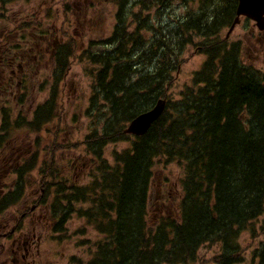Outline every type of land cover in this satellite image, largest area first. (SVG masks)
Masks as SVG:
<instances>
[{
    "label": "trees",
    "instance_id": "obj_1",
    "mask_svg": "<svg viewBox=\"0 0 264 264\" xmlns=\"http://www.w3.org/2000/svg\"><path fill=\"white\" fill-rule=\"evenodd\" d=\"M17 1L0 0V19L5 6ZM112 1L111 34L100 49H82L79 57L95 68L90 103L104 109L96 117L102 128L66 148L59 142L60 129L52 133L49 126L62 122L63 84L80 45L62 33L64 43L46 59L45 49L34 46L41 43L27 51L12 41L15 31L0 32L3 69L28 63L33 53L37 61L31 62L49 63L52 71L49 95L30 118L21 109L15 117L2 112L0 216L22 205L37 186L33 203L44 207L54 234L64 233L75 215L100 238L87 264H196L207 243L220 251L213 264H239L242 234L264 235V72L244 63L240 44H229L221 35L234 21L237 0H183L186 7L195 2L197 9L185 7L165 26L149 12L171 0ZM35 25L21 23L17 29L36 30ZM35 35L52 40L42 31ZM186 47L204 61L172 100L168 92ZM10 75L0 76L2 89ZM159 99L166 100V107L150 129L139 137L125 135L126 125ZM41 133L51 134L42 149ZM128 141L129 147L113 151L108 164L105 147ZM77 146L90 159L83 163L88 180L82 184L81 176L77 182L67 176L58 159L59 151ZM170 164L184 173L175 213L160 214L155 208L151 214L156 168ZM255 260L264 264V244Z\"/></svg>",
    "mask_w": 264,
    "mask_h": 264
},
{
    "label": "rangeland",
    "instance_id": "obj_2",
    "mask_svg": "<svg viewBox=\"0 0 264 264\" xmlns=\"http://www.w3.org/2000/svg\"><path fill=\"white\" fill-rule=\"evenodd\" d=\"M18 0L17 2L6 5L4 8L5 17L0 19V32L15 31L11 39L15 43H20L23 49L27 50L34 45L37 46L39 52L44 49L49 53L55 46L64 43L63 35L60 29H65L69 36L76 38L80 45V49L76 52V58L71 64V69L67 79L64 81L62 90L63 101V117L61 124L55 123L49 126L53 133L57 128L60 129L59 142L63 147H68L71 144H79L84 138L93 130L101 131V123L97 117L98 112H103L104 109L98 105L91 106L90 98L92 96L93 86V72L95 70L88 60L79 59L82 54V49L89 47L100 49L98 46L102 40L108 38L114 26L115 6L112 0ZM68 5L69 10L65 11L64 6ZM158 9H152L149 13L154 16V22L159 18L165 26L166 23H171L179 14L183 13L186 7L183 0H171L170 5L163 7L160 5ZM187 10L195 11L197 4L188 3ZM160 10V16L156 17L155 13ZM1 12V11H0ZM22 22L36 23V30L32 27L27 28L24 32L19 31L17 26ZM39 25V26H38ZM35 31V32H34ZM45 33L52 36V40L47 43L45 40L39 39L35 34ZM228 29L222 31V37H225ZM66 32V33H67ZM66 33L64 35H66ZM149 37V36H148ZM227 42L229 44H240L241 60L247 65L254 66L261 72H264V40L263 36L257 31L255 24L246 19H241L240 23L235 26L234 30L228 35ZM19 46V45H18ZM28 51V50H27ZM93 51V50H92ZM30 52V51H29ZM32 52H35L33 49ZM30 54V53H29ZM28 54V55H29ZM33 56V53H31ZM29 57L30 64L23 63L17 68L16 63L12 68L3 69L0 66V74H11L15 71L16 75L10 78H5L6 83L3 88L0 87V124L2 121V112L6 109L12 117L18 114L21 109L27 114L26 118H30L32 111L36 106L42 104L49 95L51 65H36L33 57ZM182 65L177 73H174V82L168 92V96L172 100L179 97V93L190 85L191 78L196 72L204 57L196 54L192 47H186L180 56ZM2 58L0 59V61ZM3 62H0V65ZM3 69V70H1ZM7 73V74H6ZM9 83V85H7ZM1 86V85H0ZM23 104V105H22ZM44 136L43 146L46 147L51 138L48 134L41 133ZM131 141L117 144H110L104 149V159L108 164H112L113 151H121L129 147ZM64 148V149H65ZM4 153V152H3ZM83 146H77L75 149H65L61 153L58 152V159L60 158L63 165L66 167L67 176L74 181H78L81 176V184L86 182L87 172L85 165L90 159L84 158ZM60 162V161H59ZM83 163H86L83 165ZM155 178L152 189L150 191V213L152 214L155 208H159L160 214L163 212L175 213L174 206L177 198L180 196V179L183 177V169L175 164L167 166L159 165L156 168ZM32 191L34 194H32ZM40 190L37 186L31 188V192L24 198L22 205L32 206L34 197H37ZM26 200V201H25ZM18 210V211H17ZM14 210L18 213L21 209ZM13 212H7L1 216V220H6L8 216L13 215ZM263 222L260 217L257 223L259 227ZM38 225L39 223L36 222ZM257 227V228H258ZM47 238L43 248L50 252L56 249L53 238H61L58 241L63 242L65 256L74 255L82 258L83 263H86L93 255L96 244L100 238L96 233L84 224V221L73 215L69 218L64 233L60 237L49 232H45ZM239 247L241 249L243 261L239 264H256L254 258L256 253L264 244V235L257 233L250 235L244 233L240 237ZM61 245V244H60ZM220 253L218 247L214 244H205L198 251V259L196 264H213L211 260L214 256Z\"/></svg>",
    "mask_w": 264,
    "mask_h": 264
},
{
    "label": "flooded vegetation",
    "instance_id": "obj_3",
    "mask_svg": "<svg viewBox=\"0 0 264 264\" xmlns=\"http://www.w3.org/2000/svg\"><path fill=\"white\" fill-rule=\"evenodd\" d=\"M31 48L32 46L28 49ZM15 75L16 72L11 71V76ZM17 208L22 211L18 213ZM43 208L38 204L15 205L5 212H13V215L6 220L0 218V264H82V258L65 256L63 242H59L57 238H53L57 240L53 244L58 250L50 252L43 248L47 239L44 234L51 230ZM36 222L39 224L36 225Z\"/></svg>",
    "mask_w": 264,
    "mask_h": 264
},
{
    "label": "water",
    "instance_id": "obj_4",
    "mask_svg": "<svg viewBox=\"0 0 264 264\" xmlns=\"http://www.w3.org/2000/svg\"><path fill=\"white\" fill-rule=\"evenodd\" d=\"M237 1L236 16L228 34L239 24V20L242 17L253 21L259 31H264V0ZM165 104L166 101L164 99H159L151 109L135 117L125 128L124 134L137 137L144 135L150 129L151 125L162 115Z\"/></svg>",
    "mask_w": 264,
    "mask_h": 264
},
{
    "label": "bare ground",
    "instance_id": "obj_5",
    "mask_svg": "<svg viewBox=\"0 0 264 264\" xmlns=\"http://www.w3.org/2000/svg\"><path fill=\"white\" fill-rule=\"evenodd\" d=\"M254 222H255V221H254ZM254 222H253V223H254ZM253 223H252V224H253Z\"/></svg>",
    "mask_w": 264,
    "mask_h": 264
}]
</instances>
